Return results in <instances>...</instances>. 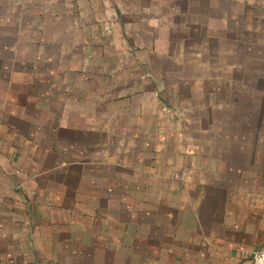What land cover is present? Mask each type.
Instances as JSON below:
<instances>
[{"label":"crops","instance_id":"obj_1","mask_svg":"<svg viewBox=\"0 0 264 264\" xmlns=\"http://www.w3.org/2000/svg\"><path fill=\"white\" fill-rule=\"evenodd\" d=\"M9 1L0 264H251L264 245V0H175L177 23L151 13L139 37L75 28L95 0Z\"/></svg>","mask_w":264,"mask_h":264},{"label":"rangeland","instance_id":"obj_2","mask_svg":"<svg viewBox=\"0 0 264 264\" xmlns=\"http://www.w3.org/2000/svg\"><path fill=\"white\" fill-rule=\"evenodd\" d=\"M159 2V3H158ZM175 0H95L94 3H89L90 6L88 8L91 10H87L86 5L82 6V10H84L83 19H77L74 26L77 29H85L86 27L94 26V28L97 30L102 31V33L109 32L112 29H119L122 30V33L124 31L131 32L132 34H135L137 37L140 36V33L144 30H147L148 23L146 21H141V19L145 18V16L149 15L151 18L155 17L151 13H157L160 11L161 13L164 11L165 14V21L164 23L161 22H152L149 20L150 25H158V24H165L168 25L170 22V26L173 24H176L177 22L170 21L169 19L172 17L171 14L173 13L172 10L175 7H172L175 3ZM94 4V6H93ZM105 5V6H104ZM12 6V1L7 0L3 4L0 5V15L3 13H7L9 8ZM7 7V10H5ZM176 8V7H175ZM187 8V7H186ZM196 14L203 13L204 7H195ZM5 10V11H4ZM147 11L149 12L147 14ZM115 12V16H114ZM166 13H168L170 16L167 17ZM109 14H112V18H108ZM140 19V20H139ZM71 26V23L68 24V27ZM176 26V25H175ZM201 34V33H197ZM126 39V38H125ZM143 40H146L147 38H140ZM201 37H194L191 38V40L184 43L185 47H191L192 49L198 48V45L201 43L200 41ZM101 40V39H100ZM154 39L152 38V41ZM109 41V39H108ZM140 41V40H139ZM106 45H108L106 48V51H108L109 43L107 42ZM177 44L171 43L169 47H166L168 50H172L174 47L176 48ZM168 55V54H167ZM122 55H119V57ZM119 61V60H118ZM165 63H168L170 66H172V62L169 59H166L164 61ZM167 72L169 74H172L170 72H173L171 67L169 68ZM181 72V71H177ZM252 71L246 70V80L251 81L252 80ZM96 73V70H95ZM172 76V75H171ZM263 87V86H262ZM264 88V87H263ZM252 91H256L254 88L246 86L245 95L251 94ZM251 103L249 101H242L239 102V105L241 106H249ZM263 115H264V105H262ZM202 113H199L197 118V123L201 125L204 124L203 120H199L201 118ZM262 119V118H261ZM263 120V119H262ZM231 121V123H230ZM261 123H263L261 121ZM236 124V118L229 119V125L233 126ZM217 125V124H216ZM221 121L218 122V127H220ZM221 133L218 134V141L222 140Z\"/></svg>","mask_w":264,"mask_h":264},{"label":"built area","instance_id":"obj_3","mask_svg":"<svg viewBox=\"0 0 264 264\" xmlns=\"http://www.w3.org/2000/svg\"><path fill=\"white\" fill-rule=\"evenodd\" d=\"M251 264H264V245L251 253Z\"/></svg>","mask_w":264,"mask_h":264}]
</instances>
